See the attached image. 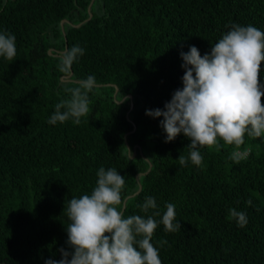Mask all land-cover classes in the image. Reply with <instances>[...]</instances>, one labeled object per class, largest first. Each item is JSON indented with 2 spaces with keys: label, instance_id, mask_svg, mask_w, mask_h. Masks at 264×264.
Returning a JSON list of instances; mask_svg holds the SVG:
<instances>
[{
  "label": "trees",
  "instance_id": "16d2710c",
  "mask_svg": "<svg viewBox=\"0 0 264 264\" xmlns=\"http://www.w3.org/2000/svg\"><path fill=\"white\" fill-rule=\"evenodd\" d=\"M233 23L264 31V0H0V31L17 48L14 61L0 57V264L61 259L68 201L91 192L100 167L124 176L125 216L151 215L138 207L149 196L161 214L175 204L181 229L160 224L151 241L162 264H264V138L245 136L239 164L221 141L199 149L203 167L180 166L189 138L166 143L163 117L145 114L183 87L180 52L203 55ZM74 45L84 54L62 73ZM90 75L89 115L49 124L66 89ZM232 208L246 213L244 228Z\"/></svg>",
  "mask_w": 264,
  "mask_h": 264
},
{
  "label": "clouds",
  "instance_id": "9594fccd",
  "mask_svg": "<svg viewBox=\"0 0 264 264\" xmlns=\"http://www.w3.org/2000/svg\"><path fill=\"white\" fill-rule=\"evenodd\" d=\"M84 51L78 45L66 50L59 70L68 73ZM180 56L183 87L173 92L163 110L149 109L145 114L163 117L160 126L166 133V143L181 133L189 138V156L177 158L180 166H186L190 160L193 165L203 167L204 157L199 149L219 150L221 141L234 146L229 159L239 164L250 154V149L239 150L245 144V136L264 138V81L261 80L264 31L250 24L233 23L210 51L201 55L192 45L189 51H181ZM0 57L10 62L16 59L14 34L0 31ZM94 87L95 78L90 75L79 81L78 86L67 88L70 98L55 105L47 122L55 125L71 119L79 125L81 118L91 111L89 93ZM96 175L98 179L90 193L68 201L66 215L70 223L65 230L70 250L61 247L58 251L62 258L47 259L45 264H162L159 249L151 241L160 224L166 233L181 229L175 204L166 203V211L161 214L155 198L149 196L138 207L144 213L152 210L151 215L125 216L124 176L115 168L104 167ZM246 204L251 206L252 200ZM229 217L240 228L248 223L246 213L235 208L229 210ZM158 243L163 246L167 241Z\"/></svg>",
  "mask_w": 264,
  "mask_h": 264
},
{
  "label": "water",
  "instance_id": "95a60500",
  "mask_svg": "<svg viewBox=\"0 0 264 264\" xmlns=\"http://www.w3.org/2000/svg\"><path fill=\"white\" fill-rule=\"evenodd\" d=\"M91 5H92V3L90 4V6H89V13H90V17H92V15H94V13H92V11H91ZM64 22H65V19L62 21V25H64ZM118 90H119V88L117 89V92H118ZM131 97L133 98V95L131 94ZM134 105V104H133ZM136 128H137V125H136ZM137 153V151L135 152V154Z\"/></svg>",
  "mask_w": 264,
  "mask_h": 264
}]
</instances>
